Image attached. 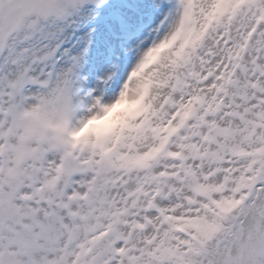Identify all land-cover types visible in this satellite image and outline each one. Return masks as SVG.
Here are the masks:
<instances>
[{
  "label": "snow or ice",
  "instance_id": "snow-or-ice-1",
  "mask_svg": "<svg viewBox=\"0 0 264 264\" xmlns=\"http://www.w3.org/2000/svg\"><path fill=\"white\" fill-rule=\"evenodd\" d=\"M0 264H264V0H0Z\"/></svg>",
  "mask_w": 264,
  "mask_h": 264
}]
</instances>
